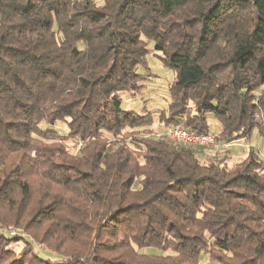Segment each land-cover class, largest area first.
Listing matches in <instances>:
<instances>
[{
  "label": "trees",
  "instance_id": "16d2710c",
  "mask_svg": "<svg viewBox=\"0 0 264 264\" xmlns=\"http://www.w3.org/2000/svg\"><path fill=\"white\" fill-rule=\"evenodd\" d=\"M102 1L0 0V264L23 240L8 264H264V159L145 137L154 112L122 96L154 51L158 130L264 137V0Z\"/></svg>",
  "mask_w": 264,
  "mask_h": 264
},
{
  "label": "rangeland",
  "instance_id": "374dc122",
  "mask_svg": "<svg viewBox=\"0 0 264 264\" xmlns=\"http://www.w3.org/2000/svg\"><path fill=\"white\" fill-rule=\"evenodd\" d=\"M98 4H102V0H96ZM153 42L150 43V45ZM148 66L151 71L150 77L151 81L148 80L145 83V89L140 92V95L137 96H130L128 94H123V106L127 109H132L135 111H141L143 108L147 107L150 110L154 112L155 116V124L152 126V129H149L145 131L144 135L147 136H153L156 132V130L159 129L160 122H159V115L160 113L163 114L162 109L166 108L168 105V97H169V83H171L174 72L168 68L167 66L163 65L160 58L155 54L154 51L148 56ZM161 117V116H160ZM215 128L219 129V126L217 124H213ZM41 126L44 129H53L56 130L59 134H67V125L66 123H57L54 125H49L43 122ZM170 142H173L169 139ZM70 150L72 152L77 151V147H75L74 143L69 141L68 144ZM253 147L260 157L264 159V137L260 135V133L257 130H253L251 135L248 138H244L241 140H238L232 144L228 150H216L213 148L208 147H201L199 148L200 151H198V155L202 161L208 162L209 159L213 160H220L221 157L226 156L227 162L229 165H233V163L240 161L243 159L249 149ZM10 233H21V230H18L17 227L13 226L10 230ZM31 237V236H30ZM32 238V237H31ZM33 240V238H32ZM34 250L38 252L42 257L48 256L51 257L53 254H51L48 250V246L45 244L40 243H34ZM24 240L23 242H17L13 243L10 246V250H12L15 254L20 255L24 251ZM15 254L11 256V259H8L7 261H4L1 264H8L12 260V258L15 257ZM54 256V255H53ZM200 264H220L216 260H212L208 256V251L206 253L203 252L202 258L200 260Z\"/></svg>",
  "mask_w": 264,
  "mask_h": 264
},
{
  "label": "built area",
  "instance_id": "2783aa9c",
  "mask_svg": "<svg viewBox=\"0 0 264 264\" xmlns=\"http://www.w3.org/2000/svg\"><path fill=\"white\" fill-rule=\"evenodd\" d=\"M155 136L166 137L174 143H181L185 145H197L208 148H228L236 140L220 144L214 132L197 133L193 130L183 127L180 124L170 125L163 130H156Z\"/></svg>",
  "mask_w": 264,
  "mask_h": 264
}]
</instances>
